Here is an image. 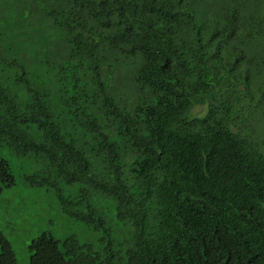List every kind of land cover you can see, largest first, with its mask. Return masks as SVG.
I'll return each mask as SVG.
<instances>
[{
    "label": "trees",
    "instance_id": "16d2710c",
    "mask_svg": "<svg viewBox=\"0 0 264 264\" xmlns=\"http://www.w3.org/2000/svg\"><path fill=\"white\" fill-rule=\"evenodd\" d=\"M6 148L101 235L28 264H264V0H0Z\"/></svg>",
    "mask_w": 264,
    "mask_h": 264
},
{
    "label": "rangeland",
    "instance_id": "374dc122",
    "mask_svg": "<svg viewBox=\"0 0 264 264\" xmlns=\"http://www.w3.org/2000/svg\"><path fill=\"white\" fill-rule=\"evenodd\" d=\"M0 154L8 159L14 177V184L0 193V237L10 242L17 264H28L27 245L41 232L58 240L74 237L92 251L101 248L99 232L73 221L62 211V200L75 194V189L68 191L61 182L53 185L36 157H18L8 148Z\"/></svg>",
    "mask_w": 264,
    "mask_h": 264
}]
</instances>
